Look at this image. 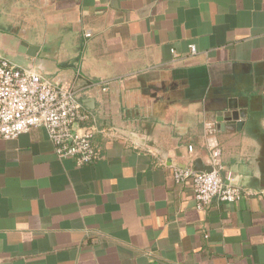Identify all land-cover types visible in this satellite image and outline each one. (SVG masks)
I'll use <instances>...</instances> for the list:
<instances>
[{"label": "crops", "instance_id": "crops-1", "mask_svg": "<svg viewBox=\"0 0 264 264\" xmlns=\"http://www.w3.org/2000/svg\"><path fill=\"white\" fill-rule=\"evenodd\" d=\"M0 56L80 89L99 154L0 138V264H264V0H0ZM213 145L243 194L198 209L173 171Z\"/></svg>", "mask_w": 264, "mask_h": 264}, {"label": "built area", "instance_id": "built-area-1", "mask_svg": "<svg viewBox=\"0 0 264 264\" xmlns=\"http://www.w3.org/2000/svg\"><path fill=\"white\" fill-rule=\"evenodd\" d=\"M195 51L190 45V52ZM79 91L0 56V138H15L33 127H42L58 157L71 158L77 166L94 162L99 155L92 141L96 129L78 100ZM209 153L208 169L175 167L173 171L175 182L191 180L198 209L213 199L234 202L243 194L229 174L225 178L220 175V147L209 146Z\"/></svg>", "mask_w": 264, "mask_h": 264}, {"label": "water", "instance_id": "water-1", "mask_svg": "<svg viewBox=\"0 0 264 264\" xmlns=\"http://www.w3.org/2000/svg\"><path fill=\"white\" fill-rule=\"evenodd\" d=\"M226 108H227L226 111L223 110L219 111L221 112L222 118H224L228 122H237V125L240 126L242 120L245 117V109L243 108L238 109L237 105L233 101H228Z\"/></svg>", "mask_w": 264, "mask_h": 264}]
</instances>
